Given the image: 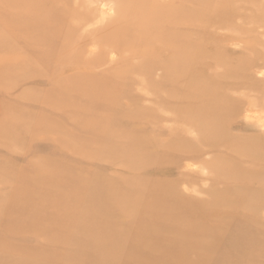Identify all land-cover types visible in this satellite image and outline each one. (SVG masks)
Wrapping results in <instances>:
<instances>
[{"label": "rangeland", "instance_id": "rangeland-1", "mask_svg": "<svg viewBox=\"0 0 264 264\" xmlns=\"http://www.w3.org/2000/svg\"><path fill=\"white\" fill-rule=\"evenodd\" d=\"M263 108L264 0H0V264H148V249L128 243L149 225L167 229L169 198L183 202L182 217L216 226L166 264L180 253L194 264H264ZM224 129L230 142H219ZM191 136L212 146H185ZM225 167L256 179L232 181Z\"/></svg>", "mask_w": 264, "mask_h": 264}, {"label": "bare ground", "instance_id": "bare-ground-1", "mask_svg": "<svg viewBox=\"0 0 264 264\" xmlns=\"http://www.w3.org/2000/svg\"><path fill=\"white\" fill-rule=\"evenodd\" d=\"M103 1V0H102ZM108 11V10H107ZM102 12H103V10H102ZM104 12L106 13V9L104 10ZM103 12V13H104ZM102 14V13H101ZM107 14V13H106ZM105 16V15H104ZM12 23V22H11ZM17 23V22H16ZM13 26V25H12ZM17 26V25H16ZM23 26V25H22ZM16 28V27H15ZM20 28H22L21 26H20ZM19 28V29H20ZM27 28H28V26H27ZM11 29H14V28H12L11 27ZM18 29V28H17ZM23 29H24V27H23ZM25 29H26V26H25ZM29 29V28H28ZM156 29V28H155ZM25 31V30H24ZM29 31V30H28ZM151 31H155L154 29L152 30L151 29ZM7 32V31H6ZM143 33V32H142ZM141 33V34H142ZM158 34H160V33H158ZM143 35V34H142ZM9 36V35H8ZM144 36H147V35H144ZM158 36V35H157ZM142 37V36H141ZM10 38V37H9ZM11 38H12V36H11ZM15 38V37H14ZM149 38V37H148ZM151 38V37H150ZM149 38V39H150ZM38 38H36V40H37ZM212 43V42H211ZM220 45V44H219ZM7 48V47H6ZM30 48V47H29ZM54 50V49H53ZM52 50V51H53ZM175 51V50H174ZM178 52V51H177ZM180 55H181V53H180ZM182 55H184V54H182ZM186 56V55H185ZM140 57H142V56H140ZM143 58H144V56H143ZM146 58V57H145ZM16 59H18V58H16ZM147 59V58H146ZM19 60V59H18ZM16 61V60H15ZM160 64H161V62H160ZM172 64H173V62H172ZM183 67H184V63H183ZM182 67V68H183ZM184 69H186V68H184ZM167 72V71H166ZM240 72H242L243 73V71H240ZM248 72V71H247ZM224 73V72H223ZM223 73H222V75H223ZM229 73H231V72H229ZM235 72H233L232 74H234ZM236 73H238V72H236ZM235 73V74H236ZM242 73H240V74H242ZM244 73H245V71H244ZM134 77V76H133ZM231 77V76H230ZM232 77H234V75L232 76ZM136 78H138V77H136ZM209 78H214V77H209ZM235 78H237L236 76H235ZM238 78H240V77H238ZM245 78V77H244ZM243 78V79H244ZM232 79V78H231ZM242 79V78H241ZM226 80V79H225ZM233 80V79H232ZM245 80H246V78H245ZM136 81V80H135ZM238 81V80H237ZM241 81V80H240ZM247 81V80H246ZM141 82V81H140ZM210 82V81H209ZM208 82V86H210L211 88H212V86L213 85H209L210 83ZM250 82V81H249ZM139 83V82H138ZM207 83V82H206ZM215 82H212L211 84H214ZM141 84V83H140ZM205 84V83H204ZM205 85H207V84H205ZM215 86V85H214ZM249 86V85H248ZM254 86V88H255V85H253ZM207 87V86H206ZM218 87V86H217ZM209 88V87H208ZM252 88V87H251ZM197 89H198V87H197ZM217 89H219V88H217ZM249 89V88H248ZM255 89H258L257 87L255 88ZM255 89H254V91H255ZM141 90V89H140ZM192 90V89H191ZM210 90V89H209ZM209 90H208V92H209ZM198 91V90H197ZM205 91V90H204ZM221 91V90H220ZM226 90H224V92H225ZM251 91V90H250ZM249 91V93L252 95L253 94V92H250ZM257 91H259V90H257ZM193 92V91H192ZM191 92V93H192ZM211 92V91H210ZM223 91L222 92H219V91H216V93H222V94H226V93H224ZM228 92V91H227ZM237 92V91H236ZM235 92V93H236ZM244 92V91H243ZM246 92V91H245ZM244 92V93H245ZM194 93V92H193ZM195 93H196V91H195ZM194 93V94H195ZM198 93V92H197ZM207 93V92H206ZM215 93V94H216ZM229 93V92H228ZM255 93H258V92H255ZM201 94H203L202 92H201ZM212 94V93H211ZM211 94H209V95H211ZM221 94V95H222ZM232 94V93H231ZM207 95V94H206ZM219 95V94H218ZM220 95V96H221ZM247 95H248V93H247ZM259 95H260V97H261V94L259 93ZM195 96H197L196 94H195ZM201 95H199V97H200ZM203 96H205V94L203 95ZM219 96V99L221 98L222 99V97H220ZM26 97V96H25ZM208 97V96H207ZM206 97V98H207ZM216 97V96H215ZM214 97V98H215ZM224 97L225 98H227V96H225L224 95ZM223 97V98H224ZM233 98H235L234 97V94H233V96H232ZM237 97V96H236ZM250 97H253V96H250ZM257 97V95L255 96V98ZM197 98H198V96H197ZM200 98H202V96L200 97ZM199 98V99H200ZM206 98H204V101L206 100ZM230 98H231V96H230ZM230 98H228V99H230ZM243 99H244V97H242ZM255 98L253 97V99H254V102H255ZM208 99H210L209 101H210V103L211 104H214V106L216 107V105L217 106H219L220 104H216L215 102L214 103H212L213 101H216V99H217V97L215 98V99H211V98H208ZM207 99V100H208ZM218 99V100H219ZM238 99V98H237ZM235 100L236 102L235 103H238L237 101H239V100ZM240 99V98H239ZM250 98H248V100H249ZM256 99H258L260 102H262L261 100H262V98H261V100L259 99V98H256ZM186 100V99H185ZM223 100V102H224V99H222ZM226 100V99H225ZM179 101V100H178ZM182 101V100H181ZM187 101V100H186ZM203 101V99H202V102H200V103H203V107H205L206 105H208V106H206V108L207 107H214L213 105L211 106V104L209 103V101H208V103L204 106V102ZM231 101H232V98H231ZM244 101V100H243ZM184 103H185V101H183ZM189 102H191V101H189ZM188 102V103H189ZM222 103V101H219V103ZM241 102V101H240ZM247 102H249V101H247ZM251 102V101H250ZM250 102L248 103V104H250ZM179 104H180V101L178 102ZM177 103V104H178ZM183 103V104H184ZM187 103V104H188ZM226 103L228 104L229 103V101L228 100H226V102H225V105H226ZM233 103H234V101H233ZM235 103L234 104H230V105H228V107H227V109H229V110H231L230 109V106H233V105H235ZM251 103H253V102H251ZM186 103H185V106L187 105ZM198 104H199V102H198ZM239 104V103H238ZM254 104V103H253ZM193 105H196V103H194ZM222 105V104H221ZM180 106V105H179ZM182 106V105H181ZM189 106H191L190 104H189ZM198 106V105H197ZM202 106V105H201ZM201 106H199V108H202ZM222 107V106H221ZM184 108V107H183ZM190 108L191 107H189V110H190ZM195 109H197L196 108V106L194 107ZM235 108V107H234ZM191 109H193V107L191 108ZM208 109V108H207ZM214 109H219L218 107H216V108H213V110L211 111V113L212 112H214ZM223 110V108H220L219 110V112H221L222 110ZM264 109V108H263ZM229 110H227V111H229ZM242 110V109H241ZM240 110V111H241ZM192 111V110H191ZM198 111V110H197ZM200 111V110H199ZM203 111V110H202ZM201 111V112H202ZM233 111V109L231 110V112ZM237 111V110H236ZM185 112V111H184ZM204 112V111H203ZM205 112H208V111H205ZM215 112H218V111H215ZM214 112V113H215ZM233 112H235V111H233ZM232 112V113H233ZM192 113L194 114V112L192 111ZM195 113H196V111H195ZM213 113V114H214ZM239 113V112H238ZM216 114V113H215ZM214 114V115H215ZM234 114V113H233ZM185 115V114H184ZM202 115L204 116V114L203 113H200L199 112V116H201L202 117ZM206 115V114H205ZM209 115H210V113H209ZM212 115V114H211ZM213 115V116H214ZM198 116V117H199ZM207 116H208V113H207ZM212 116V117H213ZM198 117H196V118H198ZM200 117V119L198 118V120H201L200 122H202V118ZM205 118V117H204ZM208 118H210V117H208ZM208 118H207V120H208ZM214 118H215V116H214ZM257 118H259L260 119V117H257ZM176 120H177V118H175ZM175 119H173L174 121H176ZM179 119H181V118H179ZM194 119V118H193ZM211 119V122L212 121H215L216 119H217V117L215 118V120H212L213 118H210ZM209 119V120H210ZM178 121V120H177ZM205 121V120H204ZM181 122V121H180ZM196 122H197V120H196ZM199 121H198V123H200ZM250 122V121H249ZM253 122V121H252ZM263 122V121H262ZM183 123V122H182ZM203 123V122H202ZM209 123H210V121H209ZM215 123V122H214ZM264 123V122H263ZM189 124V123H188ZM204 124V123H203ZM206 124H208V122L206 123ZM220 124V123H219ZM253 124H255V121H254V123ZM257 124V123H256ZM261 124V123H260ZM260 124H257V126L258 125H260ZM182 125V124H181ZM198 125V124H197ZM211 125H212V123H211ZM217 125V124H216ZM206 126V125H205ZM260 126H262L261 128H260V130L262 129V128H264L263 127V124L262 125H260ZM178 127V126H177ZM189 127H191V124L189 125ZM187 128V129H189V131H190V129L191 128ZM206 127H209V125H207ZM219 127H220V125H219ZM222 127H224V124L223 125H221V130H222ZM26 128V127H25ZM28 128V127H27ZM185 128V127H184ZM211 128V127H210ZM180 129V128H179ZM187 129H185V130H183V126H182V131H185V132H187ZM204 129H205V131H206V128L204 127ZM204 129H203V132H204ZM225 129H227V128H225ZM224 129V130H225ZM194 130V129H193ZM196 131H199V130H197V129H195ZM213 129L211 128V131H212ZM224 130L223 131H219V132H221L222 134H220L221 135V137L220 138H222V135H227L228 134V132L229 131H227L226 132V130H225V133H224ZM182 131H179V136H181V133L180 132H182ZM170 132V131H169ZM191 132V131H190ZM219 132L216 134V135H219ZM262 132H263V129H262ZM176 133V132H175ZM197 133V132H196ZM195 133V134H196ZM227 133V134H226ZM173 134V133H172ZM177 134V133H176ZM183 135H184V132L182 133ZM204 134V133H203ZM202 134V135H203ZM205 134H206V132H205ZM8 135V134H7ZM171 135V134H170ZM193 136H194V134H192ZM219 135V136H220ZM176 136V135H175ZM178 136V135H177ZM189 137H190V135H188ZM209 136V135H208ZM208 136H205V139H206V137H208ZM211 136H215V135H211ZM210 136V137H211ZM218 136V137H219ZM259 136V135H258ZM186 137H187V135H186ZM216 137V136H215ZM231 137V136H230ZM254 137V136H253ZM173 138V137H172ZM172 138H171V140H172ZM175 138V137H174ZM173 138V139H174ZM184 137L182 136L181 137V139H183ZM194 139V137H192L191 136V139ZM204 138V137H203ZM217 138V137H216ZM215 138V139H216ZM226 138V137H225ZM225 138H224V136H223V138L222 139H220V141L219 142H221L222 140H224V141H222V142H226L227 140L230 142L231 141V139H229V138H227V140H225ZM232 138V137H231ZM178 138H176V140H177ZM188 139V138H187ZM192 139V140H193ZM202 139V138H201ZM199 140V139H196V142L193 140V142H195L194 144H191L190 142H189V140H186L185 142V146H193V147H195V146H197V145H200V146H198L197 148H199V147H202V146H204L205 145V140ZM210 139H214V137L213 138H210ZM234 139V138H233ZM208 140V139H207ZM179 141H180V139H179ZM210 141V140H209ZM209 141H207V142H209ZM212 141V140H211ZM172 142V141H171ZM177 142V141H176ZM175 142V143H176ZM184 142V141H183ZM216 142V141H215ZM221 142V143H222ZM167 143V142H166ZM210 143V142H209ZM208 143V144H209ZM218 143V142H217ZM221 143H219V145L221 144ZM172 144H174V143H172ZM203 144V145H202ZM208 144H206L205 145V147L206 146H208ZM212 143H210L209 145L210 146H212L211 145ZM227 144V143H226ZM225 144V145H226ZM229 144V143H228ZM142 145V144H141ZM178 145V144H177ZM182 145H184V144H182ZM219 145H217V146H215V147H218ZM241 145V144H240ZM143 146V145H142ZM166 146V149L167 148H169V146L166 144L165 145ZM165 146H163V148H165ZM170 146H171V144H170ZM234 146V145H233ZM238 146V145H237ZM243 146V145H242ZM139 147V146H138ZM137 147V148H138ZM173 146H171L170 148H172ZM178 147H181V146H178ZM192 147V148H193ZM209 147V146H208ZM229 147V146H228ZM244 147V146H243ZM203 148V147H202ZM231 148V147H230ZM229 148V149H230ZM234 148V147H233ZM247 148V149H246ZM245 149L246 150H249V153H250V151L252 152V149L250 150V149H248V147H246ZM250 148V147H249ZM200 149V148H199ZM245 149H244V152H245ZM15 150V149H14ZM169 150V149H168ZM167 150V151H168ZM172 150H174V149H171V150H169V151H172ZM176 150V149H175ZM180 150H181V152L183 151V152H186V151H184L185 150V147H181L180 148ZM231 150H233V149H231ZM137 151V150H136ZM178 151V150H177ZM199 151H201V150H199ZM257 151H258V149H257ZM139 152V151H138ZM174 152V151H173ZM176 152V151H175ZM242 152V151H241ZM243 152V153H244ZM246 152H248V151H246ZM253 152H255L256 153V151H253ZM252 152V153H253ZM177 153H179V152H177ZM189 153V152H188ZM188 153H186V154H188ZM193 153V152H192ZM199 153V152H198ZM242 153V154H243ZM259 153V152H258ZM190 154V153H189ZM245 154V153H244ZM257 154V153H256ZM248 155V154H247ZM144 155H142V157H143ZM239 156H241V154L239 155ZM250 156V155H249ZM248 156V157H249ZM253 156V155H252ZM243 157V156H242ZM244 157H247V156H244ZM243 157V158H244ZM254 157V156H253ZM257 157H259L258 155H257ZM260 157H262V156H260ZM144 158H146L145 156H144ZM143 158V159H144ZM249 158H251V157H249ZM248 158V159H249ZM219 159H220V156H219ZM247 159V158H246ZM255 159V158H254ZM257 159V158H256ZM258 159H260V158H258ZM263 159V158H262ZM262 159H261V161H262ZM151 160V159H150ZM152 161V160H151ZM219 160L218 159H216V162H218ZM221 163H223L224 164V162H223V160H222V158H221ZM132 163H133V161H131ZM146 162V161H145ZM150 162V161H149ZM215 162V163H216ZM250 163H251V161H249ZM160 163V162H159ZM247 163H248V161H247ZM249 163V164H250ZM245 165V166H251V165ZM252 164V163H251ZM142 165H144V163L142 164ZM150 165H152V164H150ZM241 165V164H240ZM244 165V164H243ZM219 166H221V165H219ZM235 166V165H234ZM239 165L237 164L236 165V167H238ZM242 166V165H241ZM241 166H239V168L242 170L243 169V166L241 167ZM244 166V167H245ZM150 167V166H149ZM216 167V166H215ZM214 167V168H215ZM140 168V167H139ZM142 168V167H141ZM216 168H218V167H216ZM216 168H215V170H216ZM223 167L221 166V168H220V170L222 169ZM232 168H234V167H232ZM225 169V170H224ZM223 169V173L224 172H226V174H228V173H231L232 171H230V170H228V171H230V172H227V168L225 167ZM236 169V168H235ZM235 169H233V171L235 170ZM238 169V168H237ZM218 170H219V168H218ZM219 170V171H220ZM239 170V169H238ZM243 170H245V169H243ZM138 171H140V170H138ZM143 171V170H142ZM222 171V170H221ZM147 172V170L145 171V173ZM236 173H237V170L235 171ZM235 172H232V173H235ZM240 172V171H239ZM244 173H246L245 171H243ZM242 171H241V173H243ZM143 173H144V171H143ZM222 173V172H221ZM232 173L231 174H229V175H232ZM235 173V174H236ZM238 174L237 173V175H241V178H242V176L243 177H246V175L244 176V175H242V174ZM234 174V176L232 175V176H229V177H235V179L234 180H232V181H235L236 180V176L237 175H235ZM254 174H256V173H254ZM259 174V173H258ZM223 175V174H222ZM148 176V175H147ZM228 176V175H227ZM239 176H237V177H239ZM248 176V175H247ZM259 176V175H258ZM257 176V177H258ZM141 177H143V176H141ZM144 177H145V175H144ZM215 177H217V176H215ZM229 177L227 178V179H229ZM217 178H219V177H217ZM247 178V177H246ZM246 178H245V180H246ZM253 178V177H252ZM261 177H259V179H260ZM142 179V178H141ZM145 179V178H144ZM220 179V178H219ZM238 179V178H237ZM256 179V178H255ZM254 178L253 179H251V177H250V179H248L247 178V180H255ZM262 179V178H261ZM148 180H149V178H148ZM223 180V179H222ZM226 180V179H225ZM230 180V179H229ZM240 181H241V179H239ZM239 180H236V181H239ZM243 180V179H242ZM258 180V179H257ZM147 180H145L144 182H146ZM215 182H217V180L215 181ZM258 182H259V180H258ZM138 183H140L141 184V182H140V179H139V181H138ZM150 184L152 183V182H149ZM153 183H154V181H153ZM156 183V182H155ZM154 183V184H155ZM142 184H144V183H142ZM146 184V183H145ZM144 184V185H145ZM143 185V186H144ZM140 187V185H138L137 184V187ZM146 186H147V184H146ZM145 186V187H146ZM174 186V185H173ZM144 187V188H145ZM148 187H151V186H148ZM171 187V186H170ZM175 187V186H174ZM213 188H214V186H212ZM211 187V188H212ZM217 187V186H216ZM215 187V188H216ZM222 187V186H221ZM221 187H220V189H221ZM234 187V186H233ZM238 187V186H237ZM140 188H142V186L140 187ZM214 188V189H215ZM240 188H244V187H240ZM146 189H147V187H146ZM161 189V188H160ZM160 189H159V193H160ZM173 189V188H172ZM171 189V190H172ZM175 190L176 189H178V188H174ZM227 189H228V187H227ZM247 189V191H248V188H244V191ZM145 190V189H144ZM153 190V189H152ZM174 190V191H175ZM211 190V189H210ZM216 190H217V192H218V188H216ZM225 190H226V188H225ZM139 191H142V190H139ZM145 191H147V190H145ZM173 191V194H175V193H177V192H174ZM178 191V190H177ZM180 191V190H179ZM224 191V190H223ZM246 191V192H247ZM148 192V191H147ZM151 192V191H150ZM155 192H157V191H155ZM217 192H216V194H217ZM220 192H222V190H220ZM220 192H218V193H220ZM229 192V191H228ZM227 191L226 192H222V195H220L221 197L223 196V198H224V196H226L227 197V194L226 193H228ZM170 193V192H169ZM223 193L224 194H226V195H223ZM243 193V192H242ZM141 194V193H140ZM152 194V193H151ZM206 194H208V193H206ZM239 194H240V192H239ZM176 195H178V194H176ZM175 195V196H176ZM153 196H154V194H152V196L149 194L147 197H146V199H145V197H144V202H143V200L142 199H140V201L141 202H143L145 205H144V211L146 210V214L149 216V218L151 219H153V217L154 216H152L153 214H152V212H150V207H151V203H153V202H155V203H157V201L159 200L158 199V197L155 195L154 196V198H153ZM174 196V197H175ZM236 196V195H235ZM211 197H212V195H211ZM225 197V198H226ZM243 197V196H242ZM142 198V197H141ZM197 198V197H196ZM228 199H229V197H227ZM162 199V198H161ZM170 199V201L169 202H167L166 203V201H163V204L162 205H160V206H165L164 207V215L166 216V217H164V218H166V220L163 218V220H165V222L167 223V229H160V227H158V229H159V231H163L162 233L163 234H165V235H167V238H166V240H165V242L163 243V246H164V248H162V249H159L158 248V246H157V243L155 242V237H156V233H158L157 231L155 232V231H153V230H156L157 229V227H155L154 229L151 227V225H149L150 226V228L152 229H149L148 231L146 230V232L145 233H143V235H141V236H139L140 234H137L136 232V235H138L139 237L138 238H136L137 236H135V233L132 235L133 237H131V239H130V243H128V245H130L131 247H133V248H128V251H130V252H136V253H140L141 251V249H144L145 248V250L146 249H148L147 250V254H148V257L147 258H145L144 260L148 263V264H166L167 263V261H168V259L169 258H171L173 255H175V254H177L178 252H176L177 250H182V252L183 253H188V251H189V243L191 242V243H193V244H195L196 243V240L195 239H199V238H197L198 236H200V235H203L204 237L206 236V232L207 231H213V229L212 228H209L210 226H216L215 225V223H213V224H207V225H205V226H202L203 224H202V222H204V224H206L205 223V217H207L208 215H205L204 217H202L201 219H198L197 217H196V215L193 213L192 215H190V216H187V217H182V215H181V213L186 209V207H185V205L183 204V202H180L181 203V205H182V207H180L176 202H177V200H174L173 198H169ZM210 199V198H209ZM209 199H208V201H209ZM232 200V199H231ZM229 201V200H228ZM234 201V200H233ZM206 201L204 200V203H205ZM232 202V201H231ZM230 202V203H231ZM154 203V204H155ZM160 202L158 201V203L157 204H159ZM235 203H236V201H235ZM239 203H241V202H239ZM238 203V204H239ZM154 204H152V207H153V205ZM203 204V203H202ZM201 204V205H202ZM233 204V203H232ZM237 204V203H236ZM211 205V204H210ZM240 205H242V203L240 204ZM251 205V204H250ZM262 205V204H261ZM260 205V206H261ZM155 206V205H154ZM156 206H158V205H156ZM213 206H214V204H213ZM238 206V205H237ZM236 206V207H237ZM210 207V206H209ZM218 207V206H217ZM235 207V206H234ZM252 207H253V205H252ZM256 206H255V204H254V207L253 208H255ZM101 208H102V206H101ZM105 208H107L108 209V207L105 205ZM154 208V207H153ZM211 208V207H210ZM216 208V207H215ZM262 208H263V206L260 208V210H262ZM103 209V208H102ZM106 209V210H107ZM158 209H160V208H158ZM214 209V208H213ZM217 209V208H216ZM256 210L258 209V207H256L255 208ZM155 210H156V208H155ZM154 211V210H153ZM160 211V210H159ZM159 211H157V212H159ZM153 213H155V212H153ZM160 213V212H159ZM157 214V213H156ZM87 217H89V214L88 215H86ZM158 216V215H157ZM159 217V216H158ZM158 217H155L156 219L158 218ZM231 217V216H230ZM154 218V219H155ZM227 218H229V217H227ZM161 219V218H160ZM159 219V220H160ZM92 227V226H91ZM88 228V227H87ZM149 228V227H148ZM91 229V228H90ZM216 229V228H215ZM106 230V229H105ZM104 230V231H105ZM113 230V229H112ZM172 230H176L178 233H179V236H178V238L176 239V240H174V238H172V237H169L168 235L170 234V232L172 231ZM89 231V230H88ZM107 231V230H106ZM105 231V232H106ZM144 231V230H143ZM104 232V233H105ZM113 232V231H112ZM93 234H95L94 232H92ZM103 233V234H104ZM88 234V235H87ZM89 234H91V233H88V232H86L85 233V235H86V237L88 238V237H90V238H92L93 239V237H91V235H89ZM108 234V233H107ZM110 234H111V230H110ZM219 237H218V240L219 241H221V239H222V236H223V234L222 233H219V234H217ZM102 238H103V240H102ZM102 238H99L100 239V241H97V240H94V242H96V244L97 243H101L102 244V241H104V237H103V235H102ZM91 239V243H93V240ZM102 240V241H101ZM135 240V241H134ZM202 240V239H201ZM201 240L199 241V244H197V247H198V250L199 249H201L200 251H203V244H204V242L205 241H203V242H201ZM88 242V241H87ZM135 242V243H134ZM90 243V242H89ZM90 243V244H91ZM98 245V244H97ZM104 245H105V243H104ZM181 245V246H180ZM212 244H210L209 246H208V248H210V247H212L213 249H214V247L216 246L215 244V246L213 247V246H211ZM94 247V246H93ZM212 248H211V250H212ZM200 251H198V254L201 256V257H205L206 259H208L210 256H212L213 254H214V252H211L210 253V255H208L207 253L209 252L208 250V252H205L207 255H205V254H202V252H200ZM183 253H180V255H182V257L184 258V260L180 263V264H194V263H192V261H190L189 260V257H188V255H185V254H183ZM204 253V252H203ZM221 253V252H220ZM102 254H104V253H102ZM109 254V253H108ZM110 255H112V253L110 254ZM108 256L109 255H107L105 258H108ZM136 256V255H135ZM134 256V257H135ZM185 256H187V257H185ZM135 258H137V257H135ZM126 259H128V260H130L129 259V257L128 258H126ZM125 259V260H126ZM136 259H131L130 261H124V262H122V264H134V263H136V262H134ZM137 262H138V260H136ZM210 262V261H209ZM206 263H208V262H206ZM210 263H212V264H214V262H210ZM218 264H225V263H218Z\"/></svg>", "mask_w": 264, "mask_h": 264}]
</instances>
